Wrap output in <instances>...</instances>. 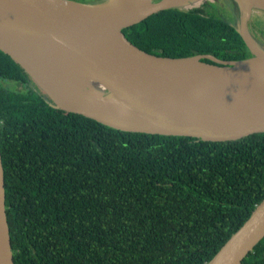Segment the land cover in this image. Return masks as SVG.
Returning <instances> with one entry per match:
<instances>
[{"label": "trees", "instance_id": "obj_1", "mask_svg": "<svg viewBox=\"0 0 264 264\" xmlns=\"http://www.w3.org/2000/svg\"><path fill=\"white\" fill-rule=\"evenodd\" d=\"M215 10L161 11L124 31L161 57L249 58ZM0 78L29 85L1 51ZM17 91L0 87L14 264H207L264 199V133L205 142L123 132ZM242 264H264V239Z\"/></svg>", "mask_w": 264, "mask_h": 264}, {"label": "water", "instance_id": "obj_2", "mask_svg": "<svg viewBox=\"0 0 264 264\" xmlns=\"http://www.w3.org/2000/svg\"><path fill=\"white\" fill-rule=\"evenodd\" d=\"M205 1L0 0V51L51 108L109 128L205 142L264 133V22L256 16L264 17V0L208 1L233 13L223 20L250 51L243 60L161 57L125 34L156 13ZM11 84L0 78V87ZM263 239L264 199L207 264H242ZM0 264H14L1 150Z\"/></svg>", "mask_w": 264, "mask_h": 264}, {"label": "rangeland", "instance_id": "obj_3", "mask_svg": "<svg viewBox=\"0 0 264 264\" xmlns=\"http://www.w3.org/2000/svg\"><path fill=\"white\" fill-rule=\"evenodd\" d=\"M94 1H95V0H89L88 2H94ZM208 1H209V0H208ZM208 1H205L204 3L208 2ZM213 1H214V0H213ZM215 1L219 4L218 0H215ZM226 1H227V0H226ZM227 2H228V1H227ZM204 3H203V4H204ZM228 3H230V2H228ZM203 4H201L200 7H202ZM230 4H231V3H230ZM212 5H213V8H216L215 12H216L219 16H221L220 18L225 19V20H231V19L233 18V13H232L230 10H228V12H226L225 6H223L222 4L218 5L217 7H216L215 4H212ZM231 6H233V10L238 11V7H237V5H236L235 3H233ZM223 13H224V16H223ZM218 15H217V16H218ZM222 16H223V17H222ZM256 16H259V19L262 20V21L264 22V17L260 18V14H258V13H256ZM254 30L256 31V33L259 31L258 29H255V28H254Z\"/></svg>", "mask_w": 264, "mask_h": 264}, {"label": "flooded vegetation", "instance_id": "obj_4", "mask_svg": "<svg viewBox=\"0 0 264 264\" xmlns=\"http://www.w3.org/2000/svg\"><path fill=\"white\" fill-rule=\"evenodd\" d=\"M220 60H221V59H220ZM204 61H205V60H204ZM223 61H224V60H223ZM24 85H25V86H24L25 89H29V88H30L29 85H27V86H26V84H24ZM24 87L22 88V90L19 91V90H18V86H17V82H16V81H15V82L12 81V84H11L10 87L2 86L3 89H10V90H13V91L15 90V92H16L17 90H18L17 92H24V91H23V90H24Z\"/></svg>", "mask_w": 264, "mask_h": 264}, {"label": "bare ground", "instance_id": "obj_5", "mask_svg": "<svg viewBox=\"0 0 264 264\" xmlns=\"http://www.w3.org/2000/svg\"><path fill=\"white\" fill-rule=\"evenodd\" d=\"M227 1L230 2V3H232L231 0H227ZM197 4H198V3H197ZM197 4H196V5H197ZM258 14H259V13H258Z\"/></svg>", "mask_w": 264, "mask_h": 264}]
</instances>
